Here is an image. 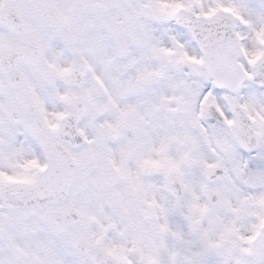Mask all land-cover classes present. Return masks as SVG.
Masks as SVG:
<instances>
[{"label": "snow or ice", "instance_id": "snow-or-ice-1", "mask_svg": "<svg viewBox=\"0 0 264 264\" xmlns=\"http://www.w3.org/2000/svg\"><path fill=\"white\" fill-rule=\"evenodd\" d=\"M0 264H264V0H0Z\"/></svg>", "mask_w": 264, "mask_h": 264}]
</instances>
